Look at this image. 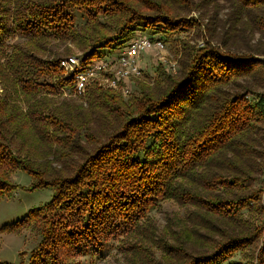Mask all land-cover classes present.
<instances>
[{"label": "trees", "instance_id": "16d2710c", "mask_svg": "<svg viewBox=\"0 0 264 264\" xmlns=\"http://www.w3.org/2000/svg\"><path fill=\"white\" fill-rule=\"evenodd\" d=\"M141 24L175 42L179 71L159 66L129 95L97 83L75 94L61 58L42 57L58 41L86 63L106 58ZM187 28L203 47L174 39ZM244 46L264 55V0H0V200L18 170L55 191L1 230L38 239L28 264H77L161 200L188 207L160 240L173 260L253 264L232 260L264 241V93L251 86H264V60Z\"/></svg>", "mask_w": 264, "mask_h": 264}, {"label": "rangeland", "instance_id": "374dc122", "mask_svg": "<svg viewBox=\"0 0 264 264\" xmlns=\"http://www.w3.org/2000/svg\"><path fill=\"white\" fill-rule=\"evenodd\" d=\"M197 16L198 14L193 12L186 19L190 20ZM142 31L150 37H157V34H161V37L165 38V47L162 49L153 48L146 54H143L141 58L142 75L131 77L133 89H136L139 82H149L150 80L152 82L159 66L168 67L175 74L179 71L178 64L176 63L179 57L176 55L175 42L173 44L169 42L166 33L160 29L146 27L143 24L138 25L121 42L123 43L122 45H128L135 36L142 34ZM173 36L174 39H190L192 40L191 43L197 47H203L204 45L203 38L205 33H198L195 28L184 29ZM261 38L260 33H257L253 37L252 42L258 43ZM14 41L15 39L11 40V42ZM118 46L104 47L99 49V52L102 56H107L110 53L116 55ZM47 49H49L47 50L48 53L45 52L42 55L44 59H56L82 53L81 50L70 42L61 43L52 41L50 46H47ZM108 50H112V52ZM235 50L241 54L251 55L264 60V55L249 51L246 46L236 48ZM174 63L176 64L172 65ZM170 64L174 67V71ZM249 81L257 84L254 79H250ZM251 86L257 89L258 92L264 93L263 85L251 84ZM1 91L2 88L0 86V93ZM68 95V93H65L61 98ZM12 178L14 183L18 184L17 188L0 200V261L7 264H28L31 251L36 247L38 239L30 231L18 234L15 232H2L1 230L4 226L24 218L31 209L41 207L51 201L55 191L52 185H38L35 188H31L33 184L38 183V179L26 170H18ZM187 209L188 207L181 205V203L175 200H161L159 205L151 209L148 215L140 220L136 227H127L120 231L119 234L109 236L99 247L89 248L84 254L76 256L74 262L77 264H170L174 262L176 264L178 260H181L184 264L189 258L184 254L183 259L173 260L171 254L166 251L168 239L162 242L160 240L163 238L169 223L171 224L175 220L173 216L182 218L186 215ZM246 215H249V213L247 212ZM255 218L260 221L257 224L264 225V215L263 217L260 215L259 217L255 216ZM263 242L261 236L250 248L237 252L232 260L246 263L254 256L253 264H256L255 255L260 252Z\"/></svg>", "mask_w": 264, "mask_h": 264}, {"label": "built area", "instance_id": "2783aa9c", "mask_svg": "<svg viewBox=\"0 0 264 264\" xmlns=\"http://www.w3.org/2000/svg\"><path fill=\"white\" fill-rule=\"evenodd\" d=\"M146 34L143 32L135 36L128 45L121 43L116 55L110 53L106 58H97L86 63L83 53H77L62 57L59 67L64 71L65 77L74 82L75 94H84L90 85L97 83L99 86L117 89L124 95H129L134 90L131 77L142 75L143 54L153 48L165 47V41L160 34H157V37ZM171 68L174 71V67Z\"/></svg>", "mask_w": 264, "mask_h": 264}]
</instances>
